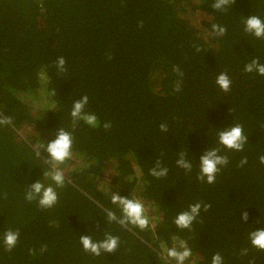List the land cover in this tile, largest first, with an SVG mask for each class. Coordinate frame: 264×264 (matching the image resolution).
<instances>
[{
    "label": "trees",
    "instance_id": "obj_1",
    "mask_svg": "<svg viewBox=\"0 0 264 264\" xmlns=\"http://www.w3.org/2000/svg\"><path fill=\"white\" fill-rule=\"evenodd\" d=\"M214 2L0 0V114L12 118L0 126V264H176L166 250L179 241L192 251L185 264H212L216 253L223 264H264V251L249 241L264 228V76L244 71L255 58L264 64V39L244 30L246 18L264 20V0H235L223 11ZM189 11L202 16L197 25ZM214 24L226 34L213 33ZM222 72L227 92L216 84ZM84 95L98 128L80 121L73 129L72 106ZM235 124L247 136L241 152L218 143L219 131ZM60 128L73 135L72 156L59 165L63 187L43 175L51 170L45 147ZM213 148L229 163L208 184L197 177L200 157ZM181 152L190 172L176 164ZM157 161L165 177L149 174ZM37 181L55 188L53 207L25 200ZM113 193L139 199L149 227L109 222L108 210L122 215ZM198 202L191 228L178 229L177 215ZM10 229L19 239L9 252ZM106 234L119 238L115 252L83 250L80 236Z\"/></svg>",
    "mask_w": 264,
    "mask_h": 264
},
{
    "label": "clouds",
    "instance_id": "obj_2",
    "mask_svg": "<svg viewBox=\"0 0 264 264\" xmlns=\"http://www.w3.org/2000/svg\"><path fill=\"white\" fill-rule=\"evenodd\" d=\"M235 3V0H215L212 7L214 10L223 11L229 5ZM245 32L254 35L258 39H264V20L259 16L252 15L245 19ZM212 32L217 36H224L227 32L225 27L218 24L212 26ZM199 51V49H197ZM111 57H109L110 59ZM65 59L59 57L56 62V66L60 72H65ZM179 71L178 69H174ZM244 71L246 73L256 72L260 76H264V64L259 62V58L253 59L250 63L245 65ZM183 76V73H179ZM216 84L219 88L227 92L231 86V80L226 72H222L216 79ZM176 91L180 90L179 82L176 85ZM89 102L87 95L82 96L79 101H76L71 110V118L73 129H75L78 122L83 121L89 127L95 129L100 127V121L95 114L85 112V107ZM12 123V118L9 116H3L0 114V126H6ZM111 127L110 123H104L103 128L105 130ZM162 132H167V126L165 124L160 125ZM218 143L228 150L241 152L244 150L247 144V136L244 134L243 126L235 124L228 129L219 131ZM73 135L71 132L60 128L57 132L56 138L47 143L45 151L47 152L49 159L46 161L51 170L43 173L45 178H49L57 187H63L65 183V176L63 171L59 168V165L63 164L66 160L72 156ZM219 148H213L205 151L200 157V174L197 179L200 181H206L208 184H213L216 179V175L221 167L226 166L229 161L227 156L219 154ZM187 153L181 152L179 159L176 161L178 167L184 169L186 172H190L192 169V163L186 159ZM37 156H40V152H37ZM259 161L264 165V155L259 157ZM247 163V159L244 158L240 161L239 166H243ZM168 173L167 168L160 167V162L157 161L156 167L150 169V175L161 178L165 177ZM25 200L32 202L38 200L41 208H51L58 201V194L52 185L45 186L44 183L39 181L32 184L28 191L25 193ZM111 202L121 210V217L118 219L115 212L108 210L106 216L109 222L116 221L122 227L127 228L129 225L138 227L140 230H145L149 227L150 220L146 215V209L144 204L139 199H129L121 197L118 193H113L111 196ZM211 206L208 204L203 205V210L208 211ZM202 204L195 203L189 205L187 211H182L177 215L174 220V224L178 229H190L194 221L201 212ZM243 219L247 221L248 214H243ZM19 239V231L8 230L4 233L3 243L6 251H11L17 244ZM175 240L176 238L173 237ZM249 241L251 245L258 250L264 251V228L249 233ZM80 244L85 252L91 253L94 256H100L102 253L115 252L120 244L119 238L111 234H106L103 240H93L90 235L80 236ZM46 246L41 248V252L46 251ZM247 249L244 250L246 254ZM166 255L169 259L175 260L176 264H185L192 256V251L187 247L185 241H179V247H172L166 250ZM212 264H223V259L219 253H216L212 257Z\"/></svg>",
    "mask_w": 264,
    "mask_h": 264
},
{
    "label": "rangeland",
    "instance_id": "obj_3",
    "mask_svg": "<svg viewBox=\"0 0 264 264\" xmlns=\"http://www.w3.org/2000/svg\"><path fill=\"white\" fill-rule=\"evenodd\" d=\"M195 1V0H194ZM190 13L189 14H187L186 15V18L193 24V25H197L198 23H197V20L198 19H200V17L202 18V16L199 14V13H197V12H195V13H191V11H189ZM30 102H31V104H30V106H33V107H37V106H39V102L37 101V99H34V98H32V97H30ZM31 133L32 132V130H26V131H24V135H28V133ZM146 212L147 213H149L148 212V209L146 208Z\"/></svg>",
    "mask_w": 264,
    "mask_h": 264
}]
</instances>
